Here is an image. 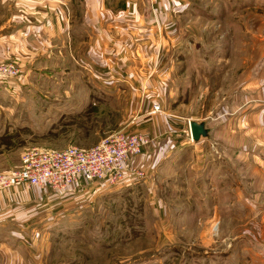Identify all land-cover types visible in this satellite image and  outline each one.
Returning <instances> with one entry per match:
<instances>
[{
  "label": "rangeland",
  "instance_id": "rangeland-1",
  "mask_svg": "<svg viewBox=\"0 0 264 264\" xmlns=\"http://www.w3.org/2000/svg\"><path fill=\"white\" fill-rule=\"evenodd\" d=\"M193 2L174 23L181 37L169 38L167 51L158 48L149 55L137 68L135 85L96 81L90 70L78 67V57L74 70H33L27 81H1L0 172L20 168L30 147L90 148L113 134H127L124 128L138 104L133 87L146 96L144 81H189L180 100L194 114L203 107L205 115L208 109H264V0H247L249 6L241 9L239 0ZM188 31L196 35L188 37ZM50 74L58 81H49L54 79ZM195 81L204 84L199 88ZM208 81L210 92L204 94ZM198 92L202 103L194 107L191 97L199 100ZM156 105L153 109L160 111V102ZM187 153L181 150L180 156ZM181 169L168 167L151 181L153 187L141 180L80 190L92 199L68 207L64 201L73 193L49 190L39 201L35 191L45 188L22 185L31 197L25 204L40 206L21 225L0 228V264H264V206L246 207L223 193L217 199L192 198L199 184L187 190L184 180L174 178ZM214 204L222 220L216 215L211 221L208 210Z\"/></svg>",
  "mask_w": 264,
  "mask_h": 264
},
{
  "label": "crops",
  "instance_id": "crops-1",
  "mask_svg": "<svg viewBox=\"0 0 264 264\" xmlns=\"http://www.w3.org/2000/svg\"><path fill=\"white\" fill-rule=\"evenodd\" d=\"M194 4L193 0H0V65L10 64L22 70L18 77L0 82L23 81L33 70L37 73L74 70L78 57V67L90 70L96 81L134 84L137 68L145 65L149 55L158 48L167 51L169 38L181 37L182 31L174 29V23L177 25ZM239 4L240 9L249 6L247 0H239ZM188 34L193 37L195 33L188 31ZM146 69L147 66L143 68ZM50 75L54 79L49 81H58L57 76ZM145 82L149 86L144 89L146 96L142 97L139 88L133 87L138 104L124 128L127 134L141 133L156 138L148 152L131 161V165L146 171L147 177L142 181L149 184L156 181L168 167L184 168L174 178L184 180L187 190L189 184L193 189L199 184L191 190L192 198L200 194L217 199L223 193L224 197H238L246 207L254 204L263 208L264 109L215 113L208 109L205 115L201 113L203 107L199 114H194L188 111L192 106L185 99L180 100L181 88L189 81ZM195 82L199 88L204 84V81ZM208 82L204 94L210 92L211 82ZM201 92H198L199 100L194 95L191 97V101H196L194 107L202 103ZM157 101L161 104L160 111L153 109ZM190 120L204 122L208 135L198 141L191 140ZM186 149L189 153L181 157L180 151ZM13 170L4 168L0 173ZM200 183H206L207 187H200ZM23 189L22 185L0 188V228L21 225L23 218H31L38 210L39 202L25 204L31 197ZM36 190L37 200H45L50 194L48 188ZM68 197L64 201L66 207L92 199L80 190ZM214 205L213 211L208 210L211 221L216 215L222 220L219 207Z\"/></svg>",
  "mask_w": 264,
  "mask_h": 264
},
{
  "label": "built area",
  "instance_id": "built-area-1",
  "mask_svg": "<svg viewBox=\"0 0 264 264\" xmlns=\"http://www.w3.org/2000/svg\"><path fill=\"white\" fill-rule=\"evenodd\" d=\"M19 75L20 70L14 65H0V80ZM188 135L192 140L190 130ZM154 141L140 133L119 132L90 148L74 145L64 149L30 147L22 154L20 168L0 175V188L38 186L64 196L93 187L101 190L103 186L131 185L147 177L144 169L131 165L132 159L148 152Z\"/></svg>",
  "mask_w": 264,
  "mask_h": 264
},
{
  "label": "water",
  "instance_id": "water-1",
  "mask_svg": "<svg viewBox=\"0 0 264 264\" xmlns=\"http://www.w3.org/2000/svg\"><path fill=\"white\" fill-rule=\"evenodd\" d=\"M190 131L194 141H198L201 137H206L208 135V129L204 122L190 120Z\"/></svg>",
  "mask_w": 264,
  "mask_h": 264
}]
</instances>
